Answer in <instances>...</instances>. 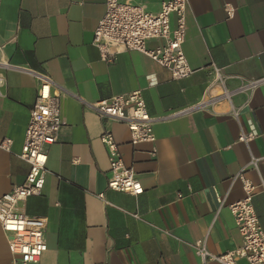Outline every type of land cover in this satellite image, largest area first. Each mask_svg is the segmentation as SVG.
Wrapping results in <instances>:
<instances>
[{"label":"crops","instance_id":"0c3cea01","mask_svg":"<svg viewBox=\"0 0 264 264\" xmlns=\"http://www.w3.org/2000/svg\"><path fill=\"white\" fill-rule=\"evenodd\" d=\"M123 1L159 10L160 0ZM226 4L234 8L232 17ZM104 12V0H0L2 57L15 66L3 73L0 89V140H12L10 152L0 149V197L22 184L29 168L17 154L39 83L34 72L53 81L64 122L47 148L42 193L24 203L27 214L46 219V250L29 264H204L197 240L204 238L212 254L242 243L227 208L246 195L232 181L242 169L255 186L252 205L264 231V84L231 98L241 108L237 119L221 100L155 122V141L135 145L123 123L102 121L83 103L139 90L148 114L158 117L205 102L214 68L228 89L263 77L264 0H187L182 49L193 73L181 80L138 51L102 60L92 40ZM250 125L257 136L239 142L240 130ZM103 129L113 132L142 194L107 188ZM252 157L261 159L248 166ZM13 259L0 227V264H24Z\"/></svg>","mask_w":264,"mask_h":264},{"label":"built area","instance_id":"2783aa9c","mask_svg":"<svg viewBox=\"0 0 264 264\" xmlns=\"http://www.w3.org/2000/svg\"><path fill=\"white\" fill-rule=\"evenodd\" d=\"M105 12L93 31V45L99 56L111 62L122 51H138L148 56L156 64L166 68L173 80L189 77L193 70L189 67L183 53L182 44L186 32L187 0H160L157 12L147 11L143 5L123 0H104ZM228 17L234 14V8L226 4ZM174 17V24H171ZM148 40H159L155 47H147ZM4 44L0 41V89L4 85L3 73L15 66L2 57ZM39 79L34 103L29 111V119L24 132L21 151L17 156L28 165V171L22 184L14 186L0 197V227L7 235L9 252L14 262L24 264L36 263L46 250L44 231L46 219L26 213L24 203L30 197L41 195L46 173L47 148L56 141L57 133L64 124L60 114L59 101L52 94L54 83L49 76L34 72ZM214 80L205 102H200L166 115L152 117L148 114L146 104L139 90L114 95L93 103L83 102L102 121L113 120L123 123L132 145L155 141L153 124L170 117L205 109V105L225 100L230 105V114L237 119L240 107L232 105L231 98L238 93H247L264 84V76L241 79L234 89L225 86V78L219 76L214 68ZM257 131L250 125L249 131L240 130L237 140L244 144L257 136ZM107 154L108 170L107 188L133 196L143 193L141 181L133 167L125 165L119 145L112 131L103 129L100 137ZM12 140H0V149L10 152ZM155 149L152 150L154 155ZM261 158L252 157L248 166H255ZM238 180L245 192V197L227 204L242 243L237 248L222 253L212 254L205 247V239L194 243L196 253L205 264L214 260L220 264H237L244 259L247 264H264V231L252 205L255 186L240 170L232 181ZM102 198V194H98ZM181 197V194H178ZM224 205V198L219 200V207ZM138 217L137 213L131 214Z\"/></svg>","mask_w":264,"mask_h":264}]
</instances>
